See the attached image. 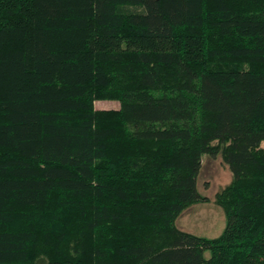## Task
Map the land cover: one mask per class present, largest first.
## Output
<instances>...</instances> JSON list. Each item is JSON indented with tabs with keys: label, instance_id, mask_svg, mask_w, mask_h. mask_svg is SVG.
Returning a JSON list of instances; mask_svg holds the SVG:
<instances>
[{
	"label": "trees",
	"instance_id": "obj_1",
	"mask_svg": "<svg viewBox=\"0 0 264 264\" xmlns=\"http://www.w3.org/2000/svg\"><path fill=\"white\" fill-rule=\"evenodd\" d=\"M263 142L264 0H0V264H264Z\"/></svg>",
	"mask_w": 264,
	"mask_h": 264
},
{
	"label": "rangeland",
	"instance_id": "obj_2",
	"mask_svg": "<svg viewBox=\"0 0 264 264\" xmlns=\"http://www.w3.org/2000/svg\"><path fill=\"white\" fill-rule=\"evenodd\" d=\"M92 103L93 108L99 111L119 110L121 107L117 98H94ZM261 147L264 149V142ZM232 180V173L224 162L221 151L214 156L205 154L197 182L203 200L189 205L177 216V228L207 238L219 236L226 226V214L219 204V195H223V190ZM206 256H209V252H206ZM45 263V258L42 257L37 261V264Z\"/></svg>",
	"mask_w": 264,
	"mask_h": 264
}]
</instances>
